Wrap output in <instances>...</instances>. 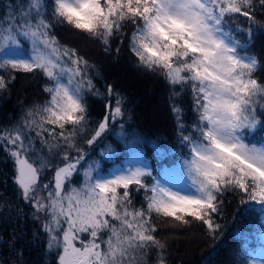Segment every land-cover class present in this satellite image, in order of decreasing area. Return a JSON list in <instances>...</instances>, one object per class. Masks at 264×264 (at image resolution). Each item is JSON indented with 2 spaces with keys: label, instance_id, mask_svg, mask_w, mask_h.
I'll return each instance as SVG.
<instances>
[{
  "label": "snow or ice",
  "instance_id": "6c2138e0",
  "mask_svg": "<svg viewBox=\"0 0 264 264\" xmlns=\"http://www.w3.org/2000/svg\"><path fill=\"white\" fill-rule=\"evenodd\" d=\"M0 5V70L41 73L49 82L43 88L49 99L0 126V149L13 163L17 198L32 208L31 219L39 222L46 251H55L57 264H168V243L157 237L154 215L171 218L172 227L199 222L215 238L225 193H239L242 205L264 210V139H251L264 129V82L256 77L264 66L249 52L253 26L264 32L254 14L257 7L264 10V0H0ZM237 14L249 22L246 29L233 31ZM126 22L133 26L128 48L137 67L161 75L171 90L182 157V175L175 180L170 179L175 169L153 174L138 139L127 141L126 166L102 170L101 159H112L114 152L104 140L110 125L124 118L126 97L107 85L106 112L92 126L85 96L104 95L89 75L94 66L52 34L56 25H67L109 52L113 39L123 44ZM15 79L0 75V92ZM189 91L195 113L190 125L176 102ZM120 129L126 140L123 123ZM94 146L100 147L96 159L89 155ZM156 148L161 157L167 154ZM46 173L51 175L45 181ZM76 176L82 177L78 186ZM133 191L143 193L139 207ZM7 207L21 214L19 206ZM22 255L15 251V264H23ZM240 264H264V252Z\"/></svg>",
  "mask_w": 264,
  "mask_h": 264
},
{
  "label": "trees",
  "instance_id": "16d2710c",
  "mask_svg": "<svg viewBox=\"0 0 264 264\" xmlns=\"http://www.w3.org/2000/svg\"><path fill=\"white\" fill-rule=\"evenodd\" d=\"M254 14L257 23L264 25V10L257 7ZM248 25L247 19L237 14L233 31L237 27L246 29ZM132 28L130 23L124 24L126 37L123 44H120L119 38L113 39L109 52H105L98 40L78 33L71 35L60 25L52 29V34L61 44L62 39H65L66 46L76 49L80 56L94 66L89 69V75L93 78L96 89L104 95L85 96L92 126L106 112L107 85H112L115 91L126 97L127 111L124 118L110 125L111 131L104 140L114 152L111 154L112 159H101L102 170L109 172L120 165L131 155L127 141L138 139L140 153L149 159L153 174L157 175L176 166L182 159L170 108L171 90L161 75L137 67V60L128 48ZM253 32L249 52L257 55L264 66V32H257L255 26ZM238 35L244 37L243 33ZM118 45L119 52L116 51ZM9 74L15 75L16 79L6 90L0 92V126L11 125L22 115V110L35 104H43L49 99L43 91L45 84L49 82L41 73H10L0 70V75L6 78ZM256 77L264 82V71H258ZM176 102L184 110V122L190 125L195 118L191 92L182 94ZM121 123L124 125L123 136H126V140L121 135ZM252 138L256 142L264 139V129L258 130ZM80 143L88 150L83 141ZM157 145L167 154L161 157L157 152ZM99 151L100 147H95V151L89 150L90 158H99ZM50 175L51 173H46L43 179L48 180ZM13 177V163L5 158V153L0 149V203L7 202L22 210L17 215L15 210L9 211L7 204L0 207V264H15L16 250L22 251L23 264H57L55 251H46L47 237L40 231L39 222L31 219L32 208L17 198ZM81 181L82 177L76 176L73 183L78 186ZM132 195L135 206L139 207L143 193L133 191ZM222 199L221 213L215 217L216 223L220 225L215 238L208 235L206 227L199 222L186 227H172L171 218L153 216V223L158 229L157 237L168 243V264H240L245 256L250 257L263 246L261 233L264 227L261 220L264 210L261 206L254 203L242 205L239 193H225ZM37 232L39 236L34 238L33 233ZM13 234L17 237L14 241Z\"/></svg>",
  "mask_w": 264,
  "mask_h": 264
},
{
  "label": "rangeland",
  "instance_id": "374dc122",
  "mask_svg": "<svg viewBox=\"0 0 264 264\" xmlns=\"http://www.w3.org/2000/svg\"><path fill=\"white\" fill-rule=\"evenodd\" d=\"M60 26H61V28H63V30H65L66 32H68V33L71 34V35H73V34H77V33H78V34H81V35H83V36L86 35V34H84V33H82V32H79V31H77V30H74V29L70 28V27L67 26V25H60ZM59 43H60V41H59ZM60 44H61V43H60ZM61 45H66V40H65V39H62V44H61ZM28 47H29V46L27 45V47H25V49H27ZM251 139L254 140V141H256V139H254V138H252V137H251ZM257 142H258V141H257ZM140 154H141V153H140ZM141 156L144 158V160L147 162V164L149 165V167L152 169V165L150 164L149 159H147L143 154H141ZM130 158H131V155L128 156V157H126V158L121 162V164H120V165H117L116 167L126 166V165L128 164V162H129ZM113 169H114V168H113ZM113 169H112V170H113ZM172 169H175V175L171 176L170 179L175 180V179H177V178H180V176L182 175V166H181L180 162L177 163L176 166H173V167L167 168L166 170H172ZM184 179H186V177H184ZM170 221H171V220H170ZM261 221H264V214L262 215V220H261ZM262 224H263V227H264V223H262ZM261 238H262L261 241H262V243H263V246L259 247L257 251L253 252L252 255H251L249 258H253V257H255V258H259V257H260V253H261V252H264V228H263V233H261Z\"/></svg>",
  "mask_w": 264,
  "mask_h": 264
}]
</instances>
